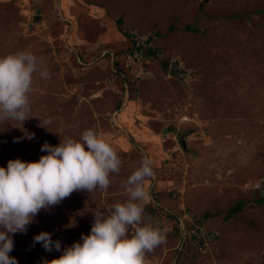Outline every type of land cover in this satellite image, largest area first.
Instances as JSON below:
<instances>
[{"label": "rangeland", "instance_id": "rangeland-1", "mask_svg": "<svg viewBox=\"0 0 264 264\" xmlns=\"http://www.w3.org/2000/svg\"><path fill=\"white\" fill-rule=\"evenodd\" d=\"M263 7L264 0H0V57L31 51L50 71V79H34L24 131L0 123V166L38 161L45 142L79 139L88 128L122 161L106 191L73 192L13 234L9 255L18 264H49L81 241L94 212L107 215L127 199L122 183L145 156L155 171L146 181L154 213L145 215L170 229L147 264H264V203L254 201L264 175ZM173 60L182 79L169 74ZM49 118L51 131L39 126ZM241 199L244 209L225 219ZM206 211L218 213L205 218ZM41 231L60 241L59 251L33 243Z\"/></svg>", "mask_w": 264, "mask_h": 264}, {"label": "clouds", "instance_id": "clouds-1", "mask_svg": "<svg viewBox=\"0 0 264 264\" xmlns=\"http://www.w3.org/2000/svg\"><path fill=\"white\" fill-rule=\"evenodd\" d=\"M36 76L50 79V71L33 52L0 57V123L16 121L19 126L12 125L24 131V122L33 117L30 94ZM51 123L50 118L40 120L39 126L50 130ZM25 138H34V133H25ZM41 151L46 154L38 161L16 158L6 168L0 166V264H18L9 255L12 236L26 233L41 210L60 204L73 192L106 191L122 164L116 148L94 128L84 130L79 139L66 136L56 146L45 142ZM154 176L153 161L145 156L122 183L127 199L112 204L107 215L94 212L90 233L82 234V242H74L49 264H147V254L166 243L170 230L145 215L152 200L146 181ZM33 243L49 252L61 248L47 231L36 234Z\"/></svg>", "mask_w": 264, "mask_h": 264}, {"label": "trees", "instance_id": "trees-1", "mask_svg": "<svg viewBox=\"0 0 264 264\" xmlns=\"http://www.w3.org/2000/svg\"><path fill=\"white\" fill-rule=\"evenodd\" d=\"M258 11L262 12L264 11V7L263 8H260ZM237 14H231V15H228V16H235ZM122 20L119 18L118 19V23H120ZM174 26H171V28H173ZM183 28L187 31H193V32H200V30L196 27H194L193 25H190V24H185L183 26ZM150 39V38H149ZM150 55H154V52L152 49H149L147 51ZM260 194V193H259ZM255 203L257 204H262L264 203V198L261 196V195H258L255 199H254ZM247 205V201L246 200H237L235 203H233L231 206H229L225 212H224V215L223 217L225 219H230L232 217H234L238 212L242 211L244 209V207ZM155 207V205H152ZM145 209H147L151 214L154 213V208H151L150 205H146ZM218 212H215V213H210L208 211L204 212L203 215L205 218L207 217H210L211 215H214V214H217Z\"/></svg>", "mask_w": 264, "mask_h": 264}, {"label": "water", "instance_id": "water-1", "mask_svg": "<svg viewBox=\"0 0 264 264\" xmlns=\"http://www.w3.org/2000/svg\"><path fill=\"white\" fill-rule=\"evenodd\" d=\"M38 17L39 15L34 16L35 19H37ZM169 74L179 79H182L185 76L186 72L179 65L178 60H173L169 66ZM180 143L183 146V148H185V141L181 140ZM262 183H263V186L259 189V192H260V195L264 198V175H263Z\"/></svg>", "mask_w": 264, "mask_h": 264}]
</instances>
